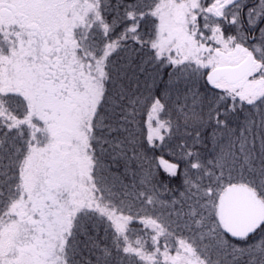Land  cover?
Here are the masks:
<instances>
[{"label":"snow or ice","instance_id":"6c2138e0","mask_svg":"<svg viewBox=\"0 0 264 264\" xmlns=\"http://www.w3.org/2000/svg\"><path fill=\"white\" fill-rule=\"evenodd\" d=\"M0 264H264V0H0Z\"/></svg>","mask_w":264,"mask_h":264}]
</instances>
